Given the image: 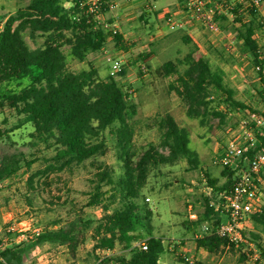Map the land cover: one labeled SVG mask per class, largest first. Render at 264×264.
I'll use <instances>...</instances> for the list:
<instances>
[{"label":"trees","instance_id":"obj_1","mask_svg":"<svg viewBox=\"0 0 264 264\" xmlns=\"http://www.w3.org/2000/svg\"><path fill=\"white\" fill-rule=\"evenodd\" d=\"M25 1L27 5L8 17L0 30V84L27 77L31 83L0 100V109L9 108L18 116L12 129L0 125V139L10 138V132L31 124L33 143L40 141L46 148H54L53 160L65 168L103 155L107 147L105 132L115 127L121 172L115 176L110 166L100 164L91 180L93 190L86 205L103 210L94 228V249L113 251L119 246L121 253L109 260L99 259L96 264H160L167 248L163 238L154 235L153 211L144 200V190L153 168L174 165L181 160H186L191 169L200 167L199 154L190 147L188 130L167 113L159 122L162 132L159 144L149 143L142 152H137L133 120L138 108L132 102V90H126L115 76L102 79L92 64L79 71L68 68L65 46L70 47L75 60L85 62L90 54L103 52L108 44V34L98 23L97 15L88 10L86 0ZM241 9H245L248 20L240 17ZM107 13L108 8L102 6L99 15L105 18ZM230 14L238 24L237 39L243 52L249 54L254 67L260 66L259 85L254 91L264 102V48L257 40L259 30H264V22L251 3H237ZM38 35L45 36V41L42 46L32 48L26 37L35 39ZM182 39L194 46L187 35ZM114 42L121 50L127 49L122 35H116ZM194 54L191 50L182 59L168 60L156 69L160 77H173L169 90L184 100L187 116L200 119L201 123L210 113L224 119L225 114L211 110L216 100L231 109L248 108L236 100V91L225 83L222 71L214 70L206 56ZM139 59L144 62L141 70L148 69L151 55L141 53ZM32 67L39 68L40 74L33 75ZM118 75L125 76V70ZM6 123L4 119L2 124ZM260 140L264 144V129ZM24 163L31 165L27 160ZM21 168L22 159L18 154L0 153V182L13 177ZM234 175V170L224 168L222 185L217 186L219 180L209 176L208 183L220 194L233 186ZM29 183L33 184L32 178ZM211 198H205V210L198 220L192 221L197 228L205 222L221 221ZM253 221L264 230V210L254 215ZM138 230H143L147 237L141 240ZM81 236L82 230L76 223L41 232L31 243L6 247L0 253V264H24L30 249L47 242L66 245L74 255ZM142 241L146 242L147 249L138 244ZM234 246H228L226 239L217 236L196 238V247L209 252L225 247L233 250ZM257 251L260 260H264V244H257Z\"/></svg>","mask_w":264,"mask_h":264},{"label":"rangeland","instance_id":"obj_2","mask_svg":"<svg viewBox=\"0 0 264 264\" xmlns=\"http://www.w3.org/2000/svg\"><path fill=\"white\" fill-rule=\"evenodd\" d=\"M27 3L25 0H0V30L8 17ZM237 3L238 0H215L214 3L208 0V5L219 10L216 15L219 30L214 32L202 21L190 18L197 28L193 35L194 46L182 40L187 33L186 28L175 29L164 19L160 20L158 27L121 25L120 34L127 49L121 50L111 39L103 52L89 55L85 62L75 60L69 46L63 48L70 70L87 69L92 64L102 79L115 76L126 90H132L131 99L138 108L133 120V142L137 152H142L149 143L159 144L162 135L159 122L170 113L180 126L188 130L190 147L199 154L201 164L198 169H191L186 160H181L174 165L153 168L150 172L144 190V198L149 196L150 201L144 200L153 211L154 235L163 238L167 248L164 261L162 257L160 264H264V260L255 262L251 257L257 244H264L261 225L254 221L250 223L247 236L251 244L234 246L233 250L225 247L218 252H209L196 247L199 227L189 218L190 205L192 211L200 215L205 210L206 197L213 195L211 200L215 203L220 200V194L214 192L208 183V176L219 180L217 186L225 182L222 168L213 161L225 144L227 130L234 128L245 112L228 108L227 104L216 100L211 104V110L225 114L224 119L211 113L204 123L200 119L189 118L184 100L169 90L173 77L163 78L156 73L164 62L180 60L192 50L195 57L206 56L214 70L222 71L225 83L236 91V100L248 109L264 111V102L254 91L258 87V71L249 54L242 50L236 33L238 24L235 23V16L230 14ZM240 11V17L248 20L245 9ZM259 15L264 22V10ZM106 21L111 22L110 19ZM26 40L32 48H36L43 45L45 36L38 35L35 39L27 36ZM257 40L264 48L263 29L257 33ZM229 43L235 46L234 51L227 49ZM141 53L152 57L149 65L146 63L148 69L140 68L144 63L139 61ZM119 58L124 61L125 76H119L114 67V60ZM180 69L184 67L180 66ZM40 72L39 68L32 67L33 75ZM30 83L31 78L27 77L0 84V100ZM4 119L6 124H2ZM17 120L14 111L0 109V125L4 129H12ZM33 130V126L27 124L10 132V138L0 139V153H16L22 159V168L18 173L0 182V235L9 236L12 239L10 246H16L31 243L41 232L76 223L82 230V236L74 255L66 245L47 242L30 249L24 264H96L99 259L114 258L121 253L119 246L113 251L94 249V228L103 210L86 204L93 190L91 180L100 164L110 166L115 176L121 172L114 139L115 127L105 132L107 147L103 155L94 156L82 165L65 168L53 160L54 148L48 149L40 141L33 143L30 137ZM25 160L31 162L29 167L25 165ZM31 178L33 184L30 186ZM263 210L264 203L260 213ZM88 222L91 223L87 225ZM137 234L141 240L147 237L143 230H138Z\"/></svg>","mask_w":264,"mask_h":264},{"label":"built area","instance_id":"obj_3","mask_svg":"<svg viewBox=\"0 0 264 264\" xmlns=\"http://www.w3.org/2000/svg\"><path fill=\"white\" fill-rule=\"evenodd\" d=\"M241 4L251 3L259 12L264 10L263 0H238ZM88 10L94 13L102 29L111 40L120 34V27L116 21L107 22L99 11L102 6L113 11L118 7L117 0H86ZM187 12L191 19L202 21L207 28L214 32L219 30L216 15L219 14L217 7L208 5V0H188ZM165 22L175 29L181 27L173 15H164ZM229 51H234L233 43L227 45ZM114 67L120 72L124 67L123 59H115ZM257 71L260 66L254 67ZM143 70H145L143 68ZM243 118L238 121L234 128L227 130V137L219 155L213 163L222 169L229 168L235 171L234 184L229 190L220 193V200L212 202L216 212L221 216L218 224L205 222L199 227L196 238L217 236L234 244L235 247L251 244L247 236V230L253 221V216L260 213L264 203V144L260 135L264 129V111L256 109H241ZM150 201L149 196L144 198ZM199 214L192 211L189 206V218L191 221L199 219ZM225 217V220L223 219ZM12 239L7 235H0V253L11 244ZM143 249H147L145 241L139 243ZM252 259L257 262L260 254L253 249ZM192 263V262H190Z\"/></svg>","mask_w":264,"mask_h":264},{"label":"crops","instance_id":"obj_4","mask_svg":"<svg viewBox=\"0 0 264 264\" xmlns=\"http://www.w3.org/2000/svg\"><path fill=\"white\" fill-rule=\"evenodd\" d=\"M187 1L188 0H117L118 7L113 11H108L107 15L110 14V16H105L104 19L116 21L121 32V25H128L132 27L143 24L145 27H158L160 20H164V15H173L176 21L181 23V27L179 29L186 28L187 33H185V35L191 38L194 43L193 35L197 32V28L194 24H192L190 16L187 12ZM211 1L212 3L215 2V0ZM143 14H145V18L142 20L141 15ZM109 41L110 40L107 39V43H109ZM123 41L125 42L124 38ZM257 81L259 83V79ZM164 256L165 253L161 256V259L163 257V261Z\"/></svg>","mask_w":264,"mask_h":264}]
</instances>
